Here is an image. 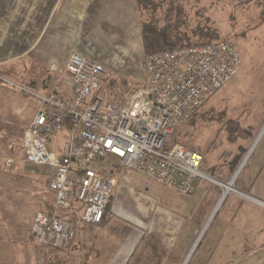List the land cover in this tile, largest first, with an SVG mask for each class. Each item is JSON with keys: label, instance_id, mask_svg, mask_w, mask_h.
Returning a JSON list of instances; mask_svg holds the SVG:
<instances>
[{"label": "crops", "instance_id": "obj_1", "mask_svg": "<svg viewBox=\"0 0 264 264\" xmlns=\"http://www.w3.org/2000/svg\"><path fill=\"white\" fill-rule=\"evenodd\" d=\"M140 21L137 0H0V264H53L69 252L40 248L29 238L34 214L48 210L47 202L53 201L54 195L50 189L52 170L32 165L24 159L21 149L23 134L38 109L37 96L56 93L72 102L74 85L63 69L71 53L103 64L107 69L103 78L105 86L118 89L121 95L129 94L125 101H117L122 99L118 94L108 93L103 96L106 105L125 103L137 89L142 88ZM132 83L138 86L130 89L128 85ZM67 129L65 125L59 130L62 145L67 141ZM62 145L54 149L48 145V149L56 152ZM9 152L12 158H8L12 162L5 172ZM73 164L78 165L80 161L75 159ZM117 164L122 166L118 160ZM104 173L109 174L115 183L108 207L110 219L104 228L96 224L77 226L69 249L76 255L86 253V264H97L98 261L128 264L145 236L149 250L160 252L163 247V251H179L186 255L196 241L197 231L192 216L202 204L208 205L206 221L216 205L217 199L210 194L209 187L199 181L191 196L181 195L162 185L168 188H160L165 192L163 196L157 187H151L147 182V179H152L142 175L145 181L137 183L135 174L138 173L134 171L125 168L117 176L107 171ZM257 177L256 174L252 176L254 180ZM11 182L17 183L19 188L7 189ZM118 186L127 188L117 190ZM222 187L224 198L232 190V184L228 182ZM153 188L157 193L152 192ZM230 192L239 193L236 189ZM117 193L119 197L129 196L130 205L125 219L131 222L124 220L120 230H126L124 226L127 224L137 235L129 237L130 232L126 231L114 244L103 234L113 222L111 215L116 216L114 197ZM252 224L262 230L264 218L256 217ZM240 227L245 228L244 224ZM228 228L231 235L227 240L223 241L220 233L215 236L211 255L207 247L206 255L202 256L206 264H217L215 261L229 264L245 257L241 256L242 252H247L250 243L243 242L244 234L240 236L236 227ZM7 235L18 239L17 251L16 243ZM179 236L188 239L178 241ZM252 244L257 245L255 240ZM261 245L264 241L257 246ZM238 249L240 255L236 256ZM109 254L111 256L105 260Z\"/></svg>", "mask_w": 264, "mask_h": 264}, {"label": "built area", "instance_id": "obj_2", "mask_svg": "<svg viewBox=\"0 0 264 264\" xmlns=\"http://www.w3.org/2000/svg\"><path fill=\"white\" fill-rule=\"evenodd\" d=\"M239 68L233 42L146 55L141 61L144 86L125 103L106 105L102 95L91 94L99 88L106 67L71 53L63 69L74 85L72 102L56 93L37 96L38 109L22 138L24 159L52 170L53 212L34 215L33 242L63 251L72 243L75 228L62 215L78 223L101 221L115 183L90 164L106 156L181 195H193L197 182L205 178L200 168L203 156L173 143V135ZM65 125L67 141L51 152L48 143ZM75 159L80 164L74 165ZM11 162L7 158L4 167Z\"/></svg>", "mask_w": 264, "mask_h": 264}, {"label": "rangeland", "instance_id": "obj_3", "mask_svg": "<svg viewBox=\"0 0 264 264\" xmlns=\"http://www.w3.org/2000/svg\"><path fill=\"white\" fill-rule=\"evenodd\" d=\"M179 1L184 5L187 14L185 27L193 28L199 23L203 24L204 18L209 17L211 24L216 26L219 30L220 36L223 39L231 40L225 42L235 43L236 50H239L240 52L241 65L237 74L231 77V79L226 82L221 89L207 99L208 101L206 100L207 103L204 107L201 106L206 101L200 106L201 108L197 111L199 117H196L197 114L195 116L196 118L194 117L195 123H184L181 125V129L179 130V135L177 137L178 142L175 143L184 145L187 148L191 145L195 147V149H189L198 151L203 156L201 171L206 174L207 177L205 176V178L199 180V182L206 186H216L212 189V191L210 190V194L214 195L217 199L215 201L216 203L222 195V186L231 181L235 171L243 159L238 164V167L234 170V172L228 176V178L226 177V161L230 158V156L236 153V149L240 143L248 146L247 152L251 150L246 159V161L248 160V164L242 184H239L238 182L235 183V178L232 182V190H230L234 191V189H236L239 192L245 193L247 196L229 191L219 204L206 227L205 224L210 215L204 222H202V219L199 216H201L202 213L205 216L208 206L202 204L201 209H203L204 206L202 213L200 212V209L198 213L195 214L194 223L197 234L194 241L197 240L202 231L203 233L193 250L194 255L189 264H206V260L204 261L202 256L206 255L207 247L210 248L211 255L214 251L212 241L215 239V236L220 233L223 235V241L227 240L228 236L231 235V229L228 228L229 226L236 227L240 236L244 234L242 239L243 242L246 241L250 243L247 252H242L241 256L245 255V257L234 260V262H230L229 264H264V245L257 246L264 241V228L260 230L258 226L256 227L252 224L256 217L259 219L264 218V22L262 21L256 6H239L236 4L238 0ZM165 6L166 5H163L160 10L162 11ZM203 7H208L209 9L202 14L201 9ZM140 73L142 76L141 78L143 79L144 75L141 70V61ZM105 81V79L101 80L97 91H92L91 94L97 92L101 94L102 97H106L108 93H115L119 95V98H122L117 101H125L128 98V93L121 95V92H119L118 89L107 88L105 86ZM128 86L132 89L138 85L132 83ZM205 114V117L200 116H204ZM208 116L210 118H208ZM229 119L237 121L238 123L239 130L237 136L235 137L232 134L231 136L230 134L228 135L229 131L232 129L229 125L225 126V124L228 123L225 121ZM175 137L176 132L173 135V140ZM48 145L52 149L62 145L61 131H57L55 133ZM8 157L12 158L10 152L7 158ZM245 162H243V164H245ZM90 165L103 169L105 172H110L112 176H117V173L125 171V168L119 166L117 164V160L112 156L96 159ZM210 168L216 169V177L210 176L206 173ZM253 168H255V170L257 169L256 171H258V173H255L256 171H254ZM4 171L8 172L7 168L4 169ZM254 174L258 176L255 180L252 178ZM135 175L137 183L141 184L145 181V178L142 175ZM217 176L219 178H223V182L220 181ZM211 179L216 182L214 183ZM147 182L151 184V187H157V191L159 193L161 192L163 196L165 192L160 191V188L168 189L164 188L162 185H156L155 181L147 179ZM249 183L250 186L248 185ZM236 185L240 187L237 188ZM6 188L13 190V188H19V185L11 182V184ZM122 188L126 189L127 187L118 186L117 190ZM200 190L203 192L202 188H200ZM166 191L175 194L173 191ZM152 192L157 193L156 188H153ZM134 195H136V193H134ZM128 198L129 196L119 197L118 193L114 197V211L117 217L111 215L113 222L109 225V230H105V233L103 232V237H106L111 243H118L121 237L125 235L126 231L130 232L129 237L137 235L136 231H134V229L130 226H127V224L124 226L126 230H120L124 220L131 222L129 219H125V214L130 210ZM253 198L263 204L260 205L256 203ZM53 202L54 200L47 202L46 206L48 210L45 212H53ZM71 221L74 224L75 234L77 226L86 224L78 223L75 217L71 218ZM242 224H244L245 228L240 227ZM97 226L104 228L99 225ZM31 228L32 222L30 224L28 234L30 239ZM7 236L14 240V243H16L15 249L17 251L19 246L18 239H15L13 235ZM185 238L188 239V237L179 236L178 241H183ZM254 240L257 245L252 244L254 243ZM72 243L69 247L62 251L63 253L69 252L65 254L64 257L58 258V261L53 264H86V253L77 255L72 254L73 252L70 253L71 250L69 249ZM32 245H34V243ZM36 245L40 248L49 249L38 244ZM225 245L227 244L225 243ZM192 247L193 246H191L189 251H187L184 258H187L188 256L190 258ZM162 248H160V252L149 250V245L145 236L144 241L136 249L133 257L128 261V264H180L178 256L182 253L179 251L173 252L172 250L163 251ZM215 251L219 252V250ZM238 251L239 249L235 252L236 256L240 255ZM109 256H111V254H109L105 260H107ZM105 262L106 261H98L96 263L104 264ZM225 262L226 261H215L217 264H224Z\"/></svg>", "mask_w": 264, "mask_h": 264}, {"label": "trees", "instance_id": "obj_4", "mask_svg": "<svg viewBox=\"0 0 264 264\" xmlns=\"http://www.w3.org/2000/svg\"><path fill=\"white\" fill-rule=\"evenodd\" d=\"M236 4L239 6H243V5L256 6L259 11L260 17L264 22V0H242V1L238 0ZM137 5L141 14L140 35H141V52L143 56L156 54L159 52H168L178 48L189 47V46H205L209 43L218 42V41H224V42L231 41L229 39H223L220 36L219 30L217 29L216 26L211 24L209 17L204 18L203 24L199 23L193 28H186L185 26H186L187 14L184 5L179 0H137ZM163 5L166 6L161 11L160 9L163 7ZM208 9H209L208 7H203L201 9L202 14L208 11ZM207 101L201 107H204ZM198 110H196L185 123L194 124L195 123L194 117L196 116ZM206 114L204 116L203 115L200 116L205 117ZM196 117H199V115L197 114ZM208 118L210 117L208 116ZM225 122H228L225 124V126L229 125V127H231L232 129L231 131H229L228 135L230 134L231 136L232 134L234 137L237 136L239 130L237 121L229 119L226 120ZM180 129L181 126L176 128L175 131L176 137L172 141L173 143L178 142L177 137L179 135ZM189 148L195 149V147L191 145ZM247 149L248 146L246 144L243 145L240 143L238 145V148L236 149V153L230 156V158L226 161L225 166H226L227 178L238 167V164L243 159L244 155L247 152ZM247 164H248V160L245 162L240 173L236 177L235 183L238 182L239 184H242V181L246 174ZM206 173L213 177H216L217 175L215 168H210L209 170H207ZM217 178L220 181L224 180L223 178H219L218 176ZM248 185L250 186V183ZM236 186L237 188L240 187L238 185ZM249 186H245V187H249ZM207 187H209V190L212 191V189H214L216 186L212 185ZM205 198L207 199V195H205ZM108 207L104 212L103 218L97 224L101 227H104L110 219L108 215L109 212ZM200 209L201 208H198L196 213H198ZM203 209H201L200 211L201 213ZM199 217L202 219V222L205 221V216L203 213ZM62 218L71 220V217L62 216ZM194 221H195V215L192 216V222L194 223ZM190 237L192 239V236ZM193 255L194 252L190 256L186 264L190 263V261L193 258ZM184 256H185L184 252H182L180 264L183 261Z\"/></svg>", "mask_w": 264, "mask_h": 264}, {"label": "water", "instance_id": "obj_5", "mask_svg": "<svg viewBox=\"0 0 264 264\" xmlns=\"http://www.w3.org/2000/svg\"><path fill=\"white\" fill-rule=\"evenodd\" d=\"M252 148H253V147H252ZM250 151H251V150H249V151L247 152L246 156L243 158V160H242V162L240 163L239 167H238L237 170L235 171V173H234V175H233V177H232V179H231V181H230L231 184H232V182L234 181V179L236 178V176H237V174L239 173V171L242 169V167H243V165H244L243 162L246 161V159H247V157H248ZM205 176H206V174H205ZM206 177H207V176H206ZM211 181H213L214 183L216 182L215 180H212V179H211ZM239 193L242 194V195H244V196H247L245 193H242V192H239ZM222 199H223V194L221 195V197H220L219 200L217 201V203H216V205H215V207H214V209H213V212L211 213L209 219L207 220V222H206V224H205V227L207 226V224L209 223L210 219H211L212 216L214 215V212H215L216 209L218 208V205L221 203ZM220 200H221V201H220ZM253 200H254L256 203L260 204V205L263 204V203L260 202V201H256L255 198H253ZM205 227H204V228H205ZM202 233H203V231L201 232V234L198 236L196 242L194 243V245H193V247H192V249H191L190 254H192V252H193L194 248L196 247V244L198 243V241H199V239H200ZM188 258H189V256L183 261L182 264H186V262L188 261Z\"/></svg>", "mask_w": 264, "mask_h": 264}, {"label": "bare ground", "instance_id": "obj_6", "mask_svg": "<svg viewBox=\"0 0 264 264\" xmlns=\"http://www.w3.org/2000/svg\"><path fill=\"white\" fill-rule=\"evenodd\" d=\"M219 42V41H218ZM221 42H223V41H221ZM172 140H173V138H172ZM117 159V158H116ZM118 160V159H117ZM119 161V160H118ZM230 186V185H229ZM229 189H230V187H229ZM62 215V214H61ZM63 216V215H62ZM62 216H61V218H62ZM67 217H71V218H73L72 216H70V215H67ZM67 221H69V222H72L71 220H68V219H66ZM73 223V222H72ZM56 234V233H55ZM74 240V239H73Z\"/></svg>", "mask_w": 264, "mask_h": 264}]
</instances>
